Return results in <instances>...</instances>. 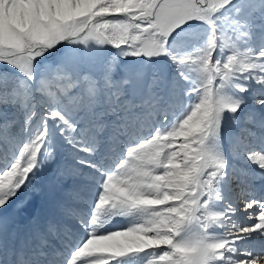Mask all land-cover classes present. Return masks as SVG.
I'll use <instances>...</instances> for the list:
<instances>
[{
  "label": "snow or ice",
  "instance_id": "6c2138e0",
  "mask_svg": "<svg viewBox=\"0 0 264 264\" xmlns=\"http://www.w3.org/2000/svg\"><path fill=\"white\" fill-rule=\"evenodd\" d=\"M0 264H264V0H0Z\"/></svg>",
  "mask_w": 264,
  "mask_h": 264
}]
</instances>
